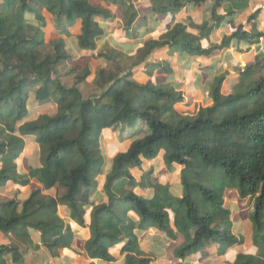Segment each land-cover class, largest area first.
Returning <instances> with one entry per match:
<instances>
[{
	"label": "trees",
	"instance_id": "16d2710c",
	"mask_svg": "<svg viewBox=\"0 0 264 264\" xmlns=\"http://www.w3.org/2000/svg\"><path fill=\"white\" fill-rule=\"evenodd\" d=\"M103 1L121 7L120 45L127 52L137 48L134 54L108 43L97 49L114 17L87 0H3L0 5V194L11 188L27 190L21 201L0 202V234L9 240L0 244V264H25L40 248L54 260L70 251L73 231L53 221L59 207L70 221L88 229L83 252L93 260L112 262L109 249L122 243L123 264H152L138 239V233L151 228L169 242L183 238L173 249L179 262L205 253L209 245L217 247V256H224L242 240L235 237L231 223H223L228 212L222 203L208 212L199 209L200 193L215 203L214 192L202 186L212 181L206 174L213 168L220 170L215 180H237L241 193L258 195L259 209L264 207V55L234 65L231 73L216 65L203 69L210 104L197 109L187 102L183 82L175 80L170 62L150 58L166 49L168 56L186 61L188 69L192 58L209 59L230 49L249 52L264 40L257 26L261 8L244 24L237 16L251 0H147L149 5L139 9L133 0ZM182 11L198 17L176 22ZM43 12L59 36L49 42ZM159 25L161 33L151 36ZM75 27V47L96 51L94 58L107 64L96 69L90 81L87 65L78 71L68 64L71 56L63 38H70ZM215 31L221 38L214 37L218 42L212 43ZM142 65L149 79L144 84L132 73ZM61 66L73 75L69 87L54 75ZM225 82L239 85L238 92L231 93ZM86 86L97 93L86 95ZM47 105H55L54 115L45 111ZM140 128L146 134L134 139ZM105 129L116 133L119 142H131L125 152L112 157L102 188L106 201L94 205L97 184L92 177L101 173L103 157L96 156L92 144ZM33 135L38 162L21 172L17 163L24 139ZM160 148L167 171L179 169L178 184L150 185L156 195L139 196L131 170L152 161ZM257 212L259 220L262 213ZM232 264H264V258L239 253Z\"/></svg>",
	"mask_w": 264,
	"mask_h": 264
},
{
	"label": "crops",
	"instance_id": "0c3cea01",
	"mask_svg": "<svg viewBox=\"0 0 264 264\" xmlns=\"http://www.w3.org/2000/svg\"><path fill=\"white\" fill-rule=\"evenodd\" d=\"M100 1V6L108 9L112 15H113V20L111 23H109V26L114 28L112 30L111 27H109V34L103 38L99 42V46H102L103 43H108L110 46L124 52L127 54H134L137 48H134L131 52H127L126 47L121 46V37H120V32L122 29V10L119 5H107L103 0ZM138 5L134 3V6L139 9L141 6L142 7H147L148 1L147 0H137ZM3 3V0H0V5ZM90 3V2H89ZM264 6V1L262 0H251L249 3V6L245 12L239 14L237 16V22L238 23H244L246 22V19L249 14H251L255 8H263ZM262 12V11H261ZM44 13V12H43ZM46 17V23L47 26L44 30L45 34V42H49L51 39H56L59 36L52 30L51 26V17L47 14L44 13ZM261 15V14H260ZM181 18L178 19V18ZM187 17H191L193 19H196L198 17V14L192 13V12H187V11H182L180 14L176 16V22L179 23H185ZM200 15H199V22H200ZM262 17H258L257 19V26L260 31L264 33V25L262 22H260ZM118 20V24L116 25L115 20ZM161 25V24H160ZM160 25L153 31L151 36L156 35L157 33H161V27ZM78 28V26H77ZM75 27L73 30H70L71 32V37L70 38H63L64 42L66 44V50L70 54L71 59L68 62L70 66L75 67L78 71H80L82 68H79L78 62L76 63L75 61L77 59H80L82 54L80 52H89L92 53L91 59H93L94 55L96 54V51H86V50H79L78 48L75 47L76 43V35L78 33V30ZM251 25H247L246 29H250ZM221 38V32L215 31L211 37L210 41L212 43H217L218 40H215L216 38ZM258 53H261L264 55V40L259 44L257 47H253L249 52H241L238 53L234 49L227 50L226 52L222 54H215L209 59H203V58H192L191 62L189 64L188 69L185 67V62H178V56H168L167 50H159L150 57L153 60H168L174 70L175 73V80L179 82H183V90L185 91V96L187 99V102L189 105L193 108L197 105V107L202 104V105H209L210 100L207 98V85H206V80H207V75L203 72V69L216 65L217 68L221 71H230L231 73V68L234 67V65H246L247 63L253 62L254 58L257 56ZM94 54V55H93ZM75 63V64H74ZM86 62L84 63V66H86ZM107 64L105 63V67ZM94 71L91 75L93 77ZM133 78L141 84H144L147 82L149 79L146 78L143 74V65L140 67H137L133 69ZM221 73V72H220ZM225 88L228 86V88L231 87V85H234L230 82H225L224 84ZM139 131H142L143 133L146 134L145 128H140L137 130V134ZM102 137L104 140V143L106 145V156L103 155L104 157V163L101 167V173L96 177V182L97 185V193L101 198V203H105V196L103 194L102 188L105 180V176L110 172L111 170V163H112V157L118 153V152H125L126 149L128 148L130 144V140L124 139L123 141H118L116 133H114L111 129H105L102 131ZM144 134V135H145ZM35 135L33 137H29L30 141L26 139L27 142L25 143V149L23 152L22 161L29 162V166H36L37 165V159H35L36 156V147L34 145L35 142ZM159 160L162 162V151L160 155H158ZM106 157V159H105ZM157 161V162H160ZM18 162V163H19ZM150 162L152 161H144L142 164L141 169H133L135 171L132 172L136 182L138 183L139 187L134 189V193L139 195V196H146L148 198L153 197V189L152 188H147V187H142L141 186V180L139 182V178L142 177V174L144 171L149 167L151 164ZM17 163V166H18ZM156 164V163H154ZM154 164L151 165L152 167V174L155 173L156 178L152 180V183L155 185H161V186H167V185H175L178 184V170L175 169V172H168L166 167L164 166L163 162L159 164V171L154 170ZM27 167V169H28ZM19 168V167H18ZM23 170V172H26V170ZM166 171L167 174H164V171ZM136 172V173H134ZM140 174V175H139ZM161 174V176H159ZM34 184L35 186H38L36 183L32 182V186ZM15 189L16 188H12ZM10 190V189H9ZM23 191V193L21 192ZM180 191V190H179ZM19 192L22 194L23 197L26 196L27 190L26 189H21ZM47 194H51V192H46ZM93 201V198H92ZM233 204V203H232ZM98 205V204H94ZM58 213L60 216L65 220V222L68 224V227L73 231L74 237H73V242H72V248L70 251H64L61 253V258L59 260H54L51 258L50 254L43 248H40L38 251L35 253H32L28 255L25 259V264H31L33 258H38L36 262H32V264H101L99 260H90L87 256L84 255L83 252V246L85 242L89 239V231L87 228H82L70 221L66 215H65V210L61 207L58 208ZM170 216V221H171V227L173 228V214L169 212ZM241 215H239L238 218H240ZM136 223H138L139 219L135 217ZM243 229L241 224L236 223L233 225V231L237 233L238 230ZM174 230V228H173ZM138 239L140 243V248L144 252V254L148 255L152 259V264H232L235 260V257L239 253H244V254H250V247L249 244L243 240L245 243V246L243 247L242 250L240 249H234L233 246L230 248L224 256H217L216 251L217 247L215 245H209L206 247L205 253L199 254L196 258L191 257L189 258L186 262H179L173 258V249L177 246L180 245L183 242V238L179 235L177 242H169L165 236L157 231L156 229H148L145 232H140L138 233ZM9 243V240H7L5 237H3L0 234V244H7ZM122 243L116 244L112 248L109 249V254L113 258V262L110 264H123V256L120 255V247ZM197 259V260H195Z\"/></svg>",
	"mask_w": 264,
	"mask_h": 264
},
{
	"label": "rangeland",
	"instance_id": "374dc122",
	"mask_svg": "<svg viewBox=\"0 0 264 264\" xmlns=\"http://www.w3.org/2000/svg\"><path fill=\"white\" fill-rule=\"evenodd\" d=\"M89 1L88 4L93 7V6H99L100 5V1L99 0H87ZM134 3L136 5H138V1L134 0ZM89 6V7H90ZM261 21L262 24L264 25V6L263 8H261ZM182 18V17H181ZM181 18L179 17L178 19L181 20ZM115 24H118V20H115ZM252 26V25H251ZM105 43L102 44V46ZM99 46V43H98ZM97 46V49H98ZM101 49V46L99 47V50ZM96 53V52H95ZM80 54H82V56H80V59H77L75 62H78L79 68H83L84 67V63L86 62L87 66L90 68V71L93 73V70L96 71V69H98L99 67H105V62H103L102 60L99 59H95L93 57V59H91L92 53L89 52H80ZM94 55V54H93ZM75 64V63H74ZM68 71V67H58L54 70V75L57 79H59V81L66 87H69L72 84V79H73V75H68L67 74ZM94 71V72H95ZM91 76L90 78H88V80H91ZM230 92L231 93H236L239 90V85H233L230 88ZM84 93L86 95H95L97 93V89L96 88H87L84 87ZM46 112L49 115H54L56 113V107L55 105H47L46 107ZM197 105L195 106V109H197ZM103 131V130H102ZM102 131L98 132L95 140H93V144H92V150L94 151V153H96V156H100L99 153H101L102 157L103 155L106 156V145L104 143L103 137H102ZM145 133H143L142 131H139L138 134L134 137V139L136 138H141L142 136H144ZM33 137V136H32ZM28 141H30L29 139H27ZM24 143H29L26 141V139H24ZM161 148L159 150L156 149V154L160 155L161 153ZM160 151V152H159ZM159 156H156L154 159H152V162H150L151 164H149L150 166L147 167V169L144 171V173L142 174V177L139 178V182L141 180V186L142 187H147V188H151L152 185H155L152 183V180H154V178H156L155 173L152 174L153 170L151 165L154 164V170L159 171L160 167L159 164H161L162 162L159 160L158 158ZM106 159V157H105ZM160 161V162H157ZM101 162V166L104 163V157L103 159L100 160ZM162 165V164H161ZM29 166V162L26 161H22L18 163V169L23 172V170L27 169V167ZM135 171L132 169V172ZM152 171V172H151ZM164 174H167L165 170ZM131 172V173H132ZM136 173V172H134ZM220 173V170L218 168H213L211 169L206 175L212 178V181L210 182H203L202 186H204L205 189L207 190H211L214 192V201L215 203L213 204L209 199H205L207 198L208 194H202L200 193V201L198 203L199 205V209L202 212H208L209 210H211L212 206H215L217 203H222L224 209L227 210L228 215L225 217V219L223 220V223H231L232 226L236 223L241 224L242 228L241 230H238L237 233H235V231H233L235 237L238 240H242V244L237 245L236 247H234V249H240L242 250L243 247L245 246V243L243 242V240H245L246 243L249 244V249H250V254L253 256H259L264 258V207L263 209H259V204H260V199L258 198V195H253L251 193H241V189L239 187V183L237 180H225V182L222 184L220 182H218L217 180H215L216 176H218V174ZM133 175V174H132ZM140 175V174H139ZM205 175V176H206ZM161 176V174L159 175ZM162 177V176H161ZM210 180V179H209ZM92 181L95 182L96 181V176L92 177ZM97 184V182H96ZM225 184V185H224ZM151 185V186H150ZM99 186V184L97 185ZM98 188V187H97ZM153 189V187H152ZM23 193V191H21ZM154 194L156 195L154 189H153V196ZM101 195H99L98 193L93 197V202L94 204H100L101 203ZM23 198L21 193H18L17 190L15 189H10L6 194H0V202L2 201H7L9 199H17L19 201H21ZM154 200H157V198H155ZM233 203V204H232ZM257 211H261L262 215L259 217V220H257L255 218V214H257ZM239 215H241L240 218ZM53 221L56 223H59L62 225L63 230L66 231V229H68V224L65 222V220H63V218L60 216V214L58 213L56 217L53 218ZM256 221H258V224H254V222L256 223ZM232 248V247H231ZM230 248H228L229 250ZM227 250V251H228ZM244 250V249H243ZM90 260L91 259L89 256H87ZM112 257V256H111ZM38 260V258H33L32 262H36ZM94 260H99L102 261L100 262L101 264H110L112 262H105L103 260L99 259H94ZM31 262V264H32ZM169 264H171L169 262Z\"/></svg>",
	"mask_w": 264,
	"mask_h": 264
}]
</instances>
